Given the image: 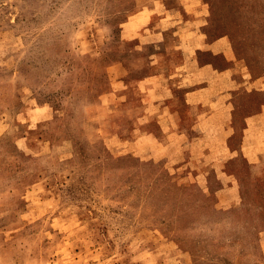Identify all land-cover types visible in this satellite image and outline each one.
<instances>
[{
	"label": "rangeland",
	"instance_id": "obj_1",
	"mask_svg": "<svg viewBox=\"0 0 264 264\" xmlns=\"http://www.w3.org/2000/svg\"><path fill=\"white\" fill-rule=\"evenodd\" d=\"M145 1L0 0V264H264V0H159L230 97L221 149L140 155Z\"/></svg>",
	"mask_w": 264,
	"mask_h": 264
},
{
	"label": "crops",
	"instance_id": "obj_2",
	"mask_svg": "<svg viewBox=\"0 0 264 264\" xmlns=\"http://www.w3.org/2000/svg\"><path fill=\"white\" fill-rule=\"evenodd\" d=\"M200 2L202 0H180L186 12L194 11L191 7ZM160 3L159 0L141 3L121 27L123 37L137 39V46L141 43L155 45L149 55L155 58L148 62L151 71L133 81L142 104L138 106V115L131 118L133 126L125 140L132 143L134 149L142 148L140 155L183 148L209 152L221 149L218 125L223 122H216L215 117L222 115L230 97L222 85L225 81L223 70L212 65V69H208L209 63L198 64L194 50L198 49L195 43L201 35L193 28L165 32V24L176 23L172 22L176 17L175 9H163ZM161 24L163 28L160 29ZM141 30L144 32H138ZM221 40L218 37L207 42L206 50L215 55L226 53L227 47L220 44ZM179 99L182 104L178 103ZM123 100L126 101L125 96ZM133 130L138 134L132 136Z\"/></svg>",
	"mask_w": 264,
	"mask_h": 264
}]
</instances>
